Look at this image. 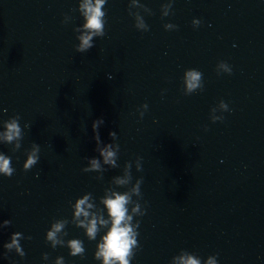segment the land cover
Returning a JSON list of instances; mask_svg holds the SVG:
<instances>
[{"label":"water","instance_id":"1","mask_svg":"<svg viewBox=\"0 0 264 264\" xmlns=\"http://www.w3.org/2000/svg\"><path fill=\"white\" fill-rule=\"evenodd\" d=\"M81 3L0 0V131L21 128L0 141L14 168L0 175V264H100L107 226L90 240L74 205L89 196L108 219L113 192L131 197V264H264V0H106L104 35L83 53ZM189 70L201 73L191 92ZM15 234L23 255L4 247Z\"/></svg>","mask_w":264,"mask_h":264},{"label":"clouds","instance_id":"2","mask_svg":"<svg viewBox=\"0 0 264 264\" xmlns=\"http://www.w3.org/2000/svg\"><path fill=\"white\" fill-rule=\"evenodd\" d=\"M106 0H82L80 4V11L84 19L83 34L79 36V44L76 51L83 53L89 50L92 45L93 37L104 35V16L105 13L102 10ZM224 68V65H220ZM226 70V69H225ZM201 73L196 70H189L185 73L184 84L188 92L194 91L201 86ZM222 108L227 109V105L221 104ZM102 121H95L92 124V130L95 132L97 126ZM207 131V130H206ZM110 136H115V133H109ZM21 136V128L19 122L15 119L7 121L3 125V131H0V141L12 142L19 139ZM38 148L34 149L31 154L28 155L24 164L25 170L31 169L39 159ZM106 164L115 166L116 153L112 150L111 145H106L100 152ZM92 168H99V162L97 160L91 161ZM14 172V168L11 166V158L0 154V175L4 177H10ZM117 185H124L127 180L116 179ZM141 181H137L133 187V192H139V185ZM131 202L130 195L125 192L123 194L113 192L103 199L102 204L104 212L108 219H104L103 216L96 215L90 211L94 208L93 203L90 202L89 196H84L79 199L74 205V216L76 218H83L80 221L79 226L86 229V236L90 240H94L100 228L107 226V231L100 238V242L97 244V250L94 255V259L100 261V264H131L134 252L133 249L137 245V231L135 225L132 222V215L129 214L127 205ZM139 211V206L132 209V213ZM8 221H4L3 225L6 226ZM63 222L53 224L50 230L46 233V239L52 242L55 246L60 241L57 239V234L63 229ZM19 234H15L12 237L11 243L6 244V249L16 248V251L23 255L19 244ZM70 249L69 255L76 256L84 252L82 242L80 240H71L68 243ZM46 258V257H45ZM56 264H63L62 259H58ZM175 264H201V261L188 254H182L175 260ZM206 264H218L217 257H210Z\"/></svg>","mask_w":264,"mask_h":264}]
</instances>
